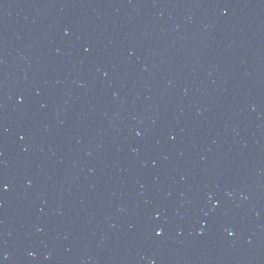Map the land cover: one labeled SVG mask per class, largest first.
<instances>
[{"label":"water","instance_id":"95a60500","mask_svg":"<svg viewBox=\"0 0 264 264\" xmlns=\"http://www.w3.org/2000/svg\"><path fill=\"white\" fill-rule=\"evenodd\" d=\"M0 264H264V0H0Z\"/></svg>","mask_w":264,"mask_h":264}]
</instances>
